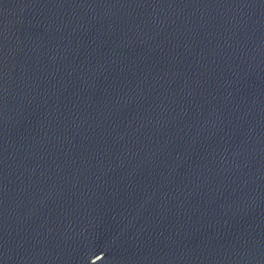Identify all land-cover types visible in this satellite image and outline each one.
<instances>
[{"label":"water","instance_id":"obj_1","mask_svg":"<svg viewBox=\"0 0 264 264\" xmlns=\"http://www.w3.org/2000/svg\"><path fill=\"white\" fill-rule=\"evenodd\" d=\"M82 264H264V0H135Z\"/></svg>","mask_w":264,"mask_h":264}]
</instances>
